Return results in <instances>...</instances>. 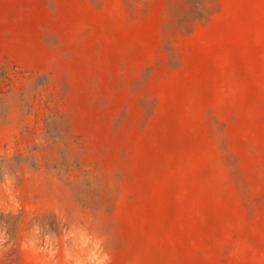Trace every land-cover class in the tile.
Segmentation results:
<instances>
[{
	"label": "rangeland",
	"instance_id": "1",
	"mask_svg": "<svg viewBox=\"0 0 264 264\" xmlns=\"http://www.w3.org/2000/svg\"><path fill=\"white\" fill-rule=\"evenodd\" d=\"M0 0V264H264V0Z\"/></svg>",
	"mask_w": 264,
	"mask_h": 264
},
{
	"label": "trees",
	"instance_id": "2",
	"mask_svg": "<svg viewBox=\"0 0 264 264\" xmlns=\"http://www.w3.org/2000/svg\"><path fill=\"white\" fill-rule=\"evenodd\" d=\"M203 0H187L189 9H182L181 16H177V22L180 27L185 26L190 20L202 19L205 15V8L202 3Z\"/></svg>",
	"mask_w": 264,
	"mask_h": 264
}]
</instances>
